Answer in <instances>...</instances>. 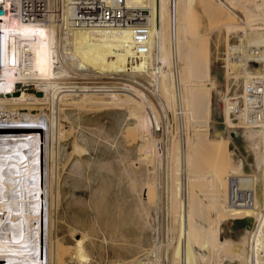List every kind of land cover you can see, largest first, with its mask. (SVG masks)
Masks as SVG:
<instances>
[{"label": "bare ground", "instance_id": "bare-ground-1", "mask_svg": "<svg viewBox=\"0 0 264 264\" xmlns=\"http://www.w3.org/2000/svg\"><path fill=\"white\" fill-rule=\"evenodd\" d=\"M189 1L124 0L147 27V47L137 50L128 25L76 24L71 0H0V264H264V0H214L242 14L229 46L239 71L236 93L201 113L184 90L178 17ZM24 4H42L41 16L23 19ZM250 61L259 68L249 69ZM103 112H120L119 130L135 142L123 173L152 235L145 257L92 263L86 244L95 246L70 213L82 204L75 191L89 150L99 139L116 148ZM224 115L239 126L233 133ZM207 128L216 142H203ZM207 156L225 164L200 173ZM231 176L249 190L248 201L232 200ZM100 192H91L87 206L104 212ZM152 204L156 215L163 209L160 225L147 218Z\"/></svg>", "mask_w": 264, "mask_h": 264}, {"label": "rangeland", "instance_id": "rangeland-1", "mask_svg": "<svg viewBox=\"0 0 264 264\" xmlns=\"http://www.w3.org/2000/svg\"><path fill=\"white\" fill-rule=\"evenodd\" d=\"M207 1L190 0L184 4L178 17L179 23L184 27L183 33L186 40L183 60L184 65H188V73L185 75L184 90L189 99L193 101V110L199 113H201L200 111L215 109L221 103L225 94L234 95V92L236 93L237 86L232 82V78L239 71V64H234L238 63V60L236 62L231 60L229 46L230 42H235L239 33V25L237 24L241 22L239 18L242 17V14L237 6L235 8L228 1L226 2L228 3L227 6H232L231 9L239 17L230 13L216 1ZM258 68L259 62H249V69L256 70ZM121 116L120 112L116 113L114 117L105 112L101 114L100 122L103 124V128L112 129V133L116 138V148L112 150L104 139H99L96 149L89 150L90 157L95 158H92L89 168L86 169L83 175L82 186L75 191V196L81 200L82 204L74 206L73 212L70 213L72 215L70 218L72 217L78 222L75 225H78L77 227L80 230L88 234L89 239L86 243L91 240L93 246H95L91 248L88 243L86 244L92 263L93 261L105 263L115 259L121 261L124 258H129L132 254L134 257H145L151 242L152 234L150 233L152 231L148 227H142L135 207V195L130 191L128 179L123 173L125 164L130 160L134 161L135 153L127 149L132 148L135 142H130L127 135L124 137L125 134L122 129L119 130L120 124L123 123ZM219 116L216 117L218 120L221 119ZM224 118L227 120L228 126L231 127L230 132L233 133L234 129L239 126L232 122L233 119L230 115H224ZM208 119L206 117L202 120L207 121ZM207 129H210L212 133L208 134L203 142H216L217 133L215 129ZM3 142L4 140H0V144ZM210 158V156L204 158L200 173L208 174L214 164H225V160L221 162L222 158L221 160L217 159L215 162ZM108 166L111 167L112 173L107 170ZM135 166L137 165L135 164ZM197 177L194 179L196 185L199 182ZM173 182L174 178L169 179V186ZM175 183L176 180L174 185ZM174 185L171 186L169 195L173 194L172 187ZM98 189L101 191L103 200L107 201V209L104 212H97L87 206L88 202L90 203L93 200L91 192ZM169 199L171 201L172 198L169 196ZM147 209V218L151 224L157 221L160 225L163 209L161 212L159 210L157 215L153 210V204ZM174 222L175 220H171V223ZM61 231L66 242L69 243L71 238L68 235V228L62 227ZM108 231H112V241L107 237ZM172 231V234L177 238L174 232L176 230ZM101 236H105L106 241L101 240ZM159 237H161L160 232ZM181 260L179 259L177 263L180 264Z\"/></svg>", "mask_w": 264, "mask_h": 264}, {"label": "built area", "instance_id": "built-area-1", "mask_svg": "<svg viewBox=\"0 0 264 264\" xmlns=\"http://www.w3.org/2000/svg\"><path fill=\"white\" fill-rule=\"evenodd\" d=\"M74 9L73 21L78 25H128L132 34L133 47L145 50L147 47V27L145 23H137L139 11L126 7L124 0H71ZM24 7L30 8L29 4ZM35 9H24L23 19L40 17L42 4H35ZM230 194L234 201H248L249 190L239 189L235 185L234 177L229 180Z\"/></svg>", "mask_w": 264, "mask_h": 264}, {"label": "water", "instance_id": "water-1", "mask_svg": "<svg viewBox=\"0 0 264 264\" xmlns=\"http://www.w3.org/2000/svg\"><path fill=\"white\" fill-rule=\"evenodd\" d=\"M2 12V8L0 7V13Z\"/></svg>", "mask_w": 264, "mask_h": 264}]
</instances>
